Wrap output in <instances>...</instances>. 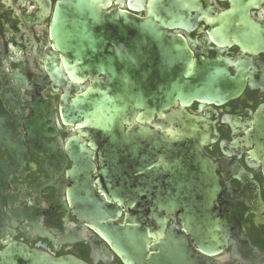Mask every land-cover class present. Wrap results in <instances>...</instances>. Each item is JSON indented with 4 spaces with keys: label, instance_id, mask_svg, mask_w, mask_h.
<instances>
[{
    "label": "flooded vegetation",
    "instance_id": "flooded-vegetation-1",
    "mask_svg": "<svg viewBox=\"0 0 264 264\" xmlns=\"http://www.w3.org/2000/svg\"><path fill=\"white\" fill-rule=\"evenodd\" d=\"M62 1L0 0V252L140 264L117 250L146 244L141 264H264V0H107L106 13L154 15L182 39L193 84L229 75L227 99L184 109L197 129H156L154 116L114 139L79 127L71 100L138 76L124 62L115 79L72 73L54 45Z\"/></svg>",
    "mask_w": 264,
    "mask_h": 264
},
{
    "label": "water",
    "instance_id": "water-1",
    "mask_svg": "<svg viewBox=\"0 0 264 264\" xmlns=\"http://www.w3.org/2000/svg\"><path fill=\"white\" fill-rule=\"evenodd\" d=\"M106 2L63 0L59 3L53 22L55 48L64 57L71 72L81 78L97 79L106 75L115 79L119 74L117 66L124 62L126 65L122 68V74L130 77L132 70V74L138 76V84L134 82L132 85L123 84L121 88L107 87L102 90L98 82L86 93L74 97L70 112L78 121V126L107 132L113 139V131L148 129L147 124L154 116L156 129H197L201 120L187 115L184 109L192 101L218 104L227 99L228 92L220 83L223 79H229L227 71H204L206 74L202 79L193 84L189 66L182 73V55L189 57L182 39L157 26L154 15L140 19L117 9L106 13ZM179 2L182 8V0ZM167 16L169 20H174L173 11ZM111 33L122 34L123 37L120 41L105 38ZM124 43L128 46L125 47ZM131 50L137 53L132 55ZM182 77L186 84L182 83ZM96 207L103 208L99 204ZM91 218L99 217L92 214ZM185 220L187 225H191L189 218ZM145 248L146 244L134 246L131 248L132 254L125 246L117 251L124 261L141 264L145 262ZM0 264L85 263L72 257L52 258L13 244L0 252Z\"/></svg>",
    "mask_w": 264,
    "mask_h": 264
}]
</instances>
